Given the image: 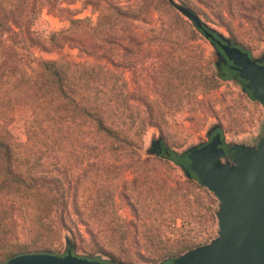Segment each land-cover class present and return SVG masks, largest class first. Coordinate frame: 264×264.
Here are the masks:
<instances>
[{
  "label": "trees",
  "instance_id": "1",
  "mask_svg": "<svg viewBox=\"0 0 264 264\" xmlns=\"http://www.w3.org/2000/svg\"><path fill=\"white\" fill-rule=\"evenodd\" d=\"M177 1L206 22L223 28L243 48L264 43V0ZM78 3L93 9L95 22L90 17H77L79 10L73 6ZM45 8L64 18L68 25L45 35L36 32L34 21ZM187 22L169 0H0V264L23 253L49 252L47 245L17 243L16 213L23 209L36 211V224L41 230L53 234L66 230L74 238L81 237L78 221L87 223L90 217V190L83 182L86 171H76L75 165L86 161L98 173L99 164L110 154L131 158L133 163H148L127 131L136 129L138 138L152 127L164 133L165 127L177 119L163 111L165 106L186 101L213 108L217 102L213 92L221 80L231 77L244 83V90L255 100L237 71L223 63L218 67L205 57L204 50L196 63L187 43L169 40L172 31L185 28ZM66 47L78 49L95 62L68 56L31 59L25 52L37 48L53 53ZM121 51L129 56L127 67L144 62L142 53L147 58L156 54L146 79L156 98L151 99V94L141 88V94L131 95L126 104L139 102L145 108L142 113L127 112L118 83L108 79L115 77L122 65ZM17 105H27L32 111L25 142L17 141L9 129V112ZM165 157L190 168L187 153ZM135 173L132 182H125L130 193L125 191L124 196L139 219L131 229L145 238L143 244L137 243L138 249H155L156 258L172 264L195 246L185 240L171 250L161 251L154 229L142 225V220L164 214L166 206L177 205L180 197L187 198L194 192L210 205L215 216L218 208L213 209V193L193 172L185 179L159 173L150 176L145 169ZM100 188L99 183L94 184L95 214L104 212ZM173 209V213L179 212ZM53 217L58 221L56 227L51 223ZM87 231L94 235L90 228ZM93 247L94 252L114 257L108 246L97 242Z\"/></svg>",
  "mask_w": 264,
  "mask_h": 264
},
{
  "label": "rangeland",
  "instance_id": "2",
  "mask_svg": "<svg viewBox=\"0 0 264 264\" xmlns=\"http://www.w3.org/2000/svg\"><path fill=\"white\" fill-rule=\"evenodd\" d=\"M73 8L79 10L77 17H90L95 22L97 14L91 7L83 8L81 3ZM159 15L154 16L155 23L158 24ZM185 28L172 31L168 36L171 42L177 44L187 43L191 49V56L194 62L201 58V50H204L205 57L213 63L218 60L216 48L202 35L194 25L186 19ZM208 23V22H207ZM224 36L230 38L227 31L214 24L208 23ZM68 25V22L60 16L51 13L48 8L43 9L34 21L33 29L39 34L45 35L59 30ZM150 34V36H152ZM177 47V46H176ZM255 58H261L264 55V43H253L252 47L245 48ZM156 50V48H154ZM29 58L42 57L45 59H60L62 56L72 57L76 61L95 62L94 58L81 55L78 49L64 48L61 52L46 53L39 49L27 50ZM121 67L116 69L115 77L109 76L111 82L118 83L120 87V98L127 112L142 113L145 108L137 101H128L130 96L141 94V88L151 94V99L156 96L152 89L147 85L146 79H149L152 71L154 57H146V53L140 55L145 57L144 62H140L136 67H127V53L121 51ZM138 57V58H140ZM137 59V57L134 56ZM153 82L151 81V84ZM217 102L213 108L208 105L200 106L196 103L182 101L174 107L165 106L163 111L177 116L172 120L162 133L158 128H148L141 138L135 135V131H127V134L135 139L137 151L143 159H149L146 164L131 162V158H120L114 155H108L100 166V172H96L86 161L74 169L78 172L86 171L83 182L88 186L89 192V214L88 222L78 221V227L81 237L74 238L72 234L64 230L61 234L50 233L41 230L36 224V211L23 209L16 213V234L18 244H29L31 246H49L48 253L65 255L68 252L69 244L66 240L70 238L73 245V254L80 257L99 258L104 261H112L119 264H164L165 260L156 258L153 254L155 249L141 251L137 243H144L145 238L142 235L134 233L131 226L134 222H139L133 208L125 199L124 193H130V186L126 188L125 182H132L136 178L135 170L145 169L149 175L161 174L165 177L185 179V172L173 160L165 156H159L153 152V143L162 137L167 147L179 154L186 153L193 146H201L210 139V130L219 126V130L224 134L228 146L238 143L246 145H256L264 135V107L256 100L251 99L248 92L244 90V83L237 78H228L220 81V86L213 92ZM127 101V102H126ZM9 129L15 139L19 142H25L26 126L32 118V111L27 105H17L9 112ZM195 116V119H190ZM75 150V149H74ZM136 160V158L134 159ZM128 166V167H127ZM152 178V177H151ZM101 185L102 210L97 212L96 198L94 194V184ZM175 186L174 182H171ZM215 206L218 208V199L213 193ZM210 205L196 192L179 198V204L166 206L164 214H155L153 217H147L142 220V225L153 228L161 251L171 250L177 247L181 242L188 240L195 247L207 244L218 236V219L213 215ZM179 209V212L173 213L172 210ZM100 209V210H101ZM143 219V218H142ZM53 226H58L56 217L51 219ZM75 226V224H72ZM92 230L94 235L87 230ZM132 232V233H130ZM108 246V249L114 254L111 257L103 252H94L93 247L96 243ZM193 247V248H195ZM36 250V249H31ZM187 252V251H186ZM114 258H116L114 260Z\"/></svg>",
  "mask_w": 264,
  "mask_h": 264
},
{
  "label": "water",
  "instance_id": "3",
  "mask_svg": "<svg viewBox=\"0 0 264 264\" xmlns=\"http://www.w3.org/2000/svg\"><path fill=\"white\" fill-rule=\"evenodd\" d=\"M169 3L211 40L217 51L216 63L237 71L246 82L245 89L264 107V55L255 58L189 7L177 0ZM218 129L215 125L209 134ZM162 141L158 138L153 146ZM186 153L191 165L182 167L185 175L190 178L195 173L218 199L219 231L211 242L188 250L172 264H264V135L256 145L234 143L225 149L219 132L209 143L193 146ZM66 240L69 249L65 255L23 253L6 264H119L75 255V245L69 237Z\"/></svg>",
  "mask_w": 264,
  "mask_h": 264
},
{
  "label": "flooded vegetation",
  "instance_id": "4",
  "mask_svg": "<svg viewBox=\"0 0 264 264\" xmlns=\"http://www.w3.org/2000/svg\"><path fill=\"white\" fill-rule=\"evenodd\" d=\"M222 63L223 62H221L219 65H218V67L219 66H221L222 65ZM224 64V63H223ZM229 66V65H228ZM221 133L222 134V138L224 139V147H225V149H227L229 146L226 144V140H225V136H224V134L221 132V130H217L216 132H214L212 135H210V139L208 140V142L207 143H209L211 140H212V138L217 134V133ZM207 143H205V144H207ZM204 145V144H203ZM169 151V152H168ZM153 152H155L156 154H158L159 156H171L172 154H174V153H177V152H175V151H172V150H170L168 147H167V145H166V143H165V141H164V139H163V141L161 142V143H157L156 145H155V147H153ZM188 155V154H187ZM189 158V157H188Z\"/></svg>",
  "mask_w": 264,
  "mask_h": 264
}]
</instances>
